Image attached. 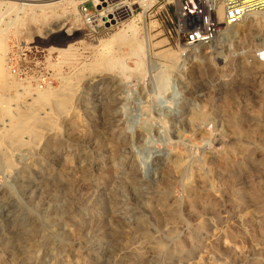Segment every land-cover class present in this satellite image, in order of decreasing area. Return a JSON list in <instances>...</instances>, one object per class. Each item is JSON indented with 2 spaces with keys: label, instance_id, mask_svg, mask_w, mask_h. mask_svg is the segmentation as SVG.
<instances>
[{
  "label": "rangeland",
  "instance_id": "374dc122",
  "mask_svg": "<svg viewBox=\"0 0 264 264\" xmlns=\"http://www.w3.org/2000/svg\"><path fill=\"white\" fill-rule=\"evenodd\" d=\"M45 1L0 5V264H264V9L101 60Z\"/></svg>",
  "mask_w": 264,
  "mask_h": 264
},
{
  "label": "built area",
  "instance_id": "2783aa9c",
  "mask_svg": "<svg viewBox=\"0 0 264 264\" xmlns=\"http://www.w3.org/2000/svg\"><path fill=\"white\" fill-rule=\"evenodd\" d=\"M219 7L224 10L222 21ZM78 8L94 37L109 34L143 14L147 23L155 21L162 28L165 44L195 47L212 41L222 24L235 26L264 9V0H79Z\"/></svg>",
  "mask_w": 264,
  "mask_h": 264
},
{
  "label": "bare ground",
  "instance_id": "6f19581e",
  "mask_svg": "<svg viewBox=\"0 0 264 264\" xmlns=\"http://www.w3.org/2000/svg\"><path fill=\"white\" fill-rule=\"evenodd\" d=\"M60 1H62V0H60ZM70 1L77 2V0H70ZM53 3H55V1L43 0V1H40L37 3H34L33 0H0V5H5L6 8H8V9H13L16 4H19L21 8H22V6L24 8V6H27V5H38L42 8L45 5H50ZM6 12H7V10H6ZM24 16L28 17L30 19H36V14L35 13H28V11H26L24 13ZM17 17H19V16H17ZM218 17L220 18V20L223 19V17H224L223 7L218 8ZM227 27H233V26H227ZM228 30H229V28L224 30V32H227ZM137 32H144L145 33V43L147 46L150 30L148 28V24L145 21L143 14L136 15L134 18L126 21L123 24V28L120 32H109V34H107V37L103 38V40L100 44V59L101 60L105 59L106 57H108L113 52V50L115 48L121 47L123 45H126L129 48L128 49L129 51L130 50L135 51V52L138 51V53H139L143 49V45L140 42L138 43V39L134 36ZM9 38H10L9 33L4 32V30H0V49L3 48L6 54L8 51ZM188 48H189L188 46L182 45V51L183 52L187 51ZM118 55H120L121 57L124 56L121 54H118ZM117 61H118V59H116V62ZM111 64H112V62H111Z\"/></svg>",
  "mask_w": 264,
  "mask_h": 264
}]
</instances>
